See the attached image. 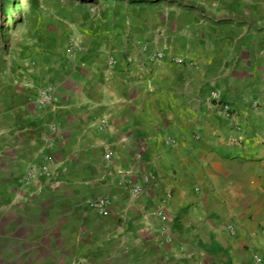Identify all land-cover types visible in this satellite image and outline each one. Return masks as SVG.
I'll return each instance as SVG.
<instances>
[{
  "label": "crops",
  "instance_id": "crops-1",
  "mask_svg": "<svg viewBox=\"0 0 264 264\" xmlns=\"http://www.w3.org/2000/svg\"><path fill=\"white\" fill-rule=\"evenodd\" d=\"M62 16L0 87V264H264V0Z\"/></svg>",
  "mask_w": 264,
  "mask_h": 264
},
{
  "label": "rangeland",
  "instance_id": "rangeland-1",
  "mask_svg": "<svg viewBox=\"0 0 264 264\" xmlns=\"http://www.w3.org/2000/svg\"><path fill=\"white\" fill-rule=\"evenodd\" d=\"M101 0H0V87L21 66L44 23L67 12L81 13Z\"/></svg>",
  "mask_w": 264,
  "mask_h": 264
},
{
  "label": "built area",
  "instance_id": "built-area-1",
  "mask_svg": "<svg viewBox=\"0 0 264 264\" xmlns=\"http://www.w3.org/2000/svg\"><path fill=\"white\" fill-rule=\"evenodd\" d=\"M112 62L115 63V61H112ZM214 96L217 97L218 94L214 93ZM41 102L44 105H48V104L54 105L55 104L54 97L52 96V94H50V92L48 90L43 91L41 93ZM229 109H230V106L225 105V110L228 111ZM103 124L105 126L108 125V123L106 121H103ZM172 141H173L172 139L168 140V142H172ZM106 157H107V159H110L111 153H108ZM46 171L48 172L47 175H49L50 170L46 169ZM37 174H38L37 170L32 169L28 174V180H33L34 178H36ZM151 182H152V179H151L150 175L144 176L143 183L138 184L137 186L134 187V190H133L134 196L138 197V196L142 195L145 192V188H147V186L149 184H151ZM90 207L92 208V210H94L95 212H97L101 216H108L110 214V211H109L110 201L107 198H103V199H99V200H92L90 202ZM228 229L230 230V232L232 234L236 233L234 226H229ZM255 259L258 263L263 262V258L259 255H256Z\"/></svg>",
  "mask_w": 264,
  "mask_h": 264
}]
</instances>
